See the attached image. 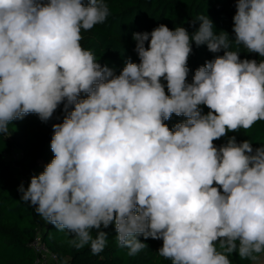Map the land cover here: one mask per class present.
<instances>
[{
    "label": "clouds",
    "instance_id": "9594fccd",
    "mask_svg": "<svg viewBox=\"0 0 264 264\" xmlns=\"http://www.w3.org/2000/svg\"><path fill=\"white\" fill-rule=\"evenodd\" d=\"M109 14L105 0H0V136L28 114L47 122L61 104L66 113L52 125L54 158L19 186L21 201L93 255L114 222L129 256L147 247L142 235L162 240L172 264H232L234 252L256 262L264 147L213 141L264 121V60L239 55L243 46L264 57V0H236L234 41L205 15L191 36L164 24L133 33L140 63L129 58L119 75L80 43ZM193 41L224 55L188 83ZM173 114L187 119L170 129Z\"/></svg>",
    "mask_w": 264,
    "mask_h": 264
},
{
    "label": "trees",
    "instance_id": "16d2710c",
    "mask_svg": "<svg viewBox=\"0 0 264 264\" xmlns=\"http://www.w3.org/2000/svg\"><path fill=\"white\" fill-rule=\"evenodd\" d=\"M47 2V0H45ZM87 3V0H84ZM110 14L102 24L93 29L81 30L83 39L81 45L91 50L101 66L107 65L114 75H119L129 58L134 63H140L135 51L136 41L133 33L151 32L160 24L175 30L184 27L190 36L200 25L196 18L200 15L208 16L214 25V32L225 31L230 40H235L233 32V17L236 14V0H105ZM195 21V23H194ZM192 52L187 66L189 73L187 82L191 83L195 71L207 61L223 56L224 50L213 53L207 45L197 46L192 42ZM148 47V42L145 43ZM233 50L235 46H233ZM240 59H255L258 63L264 57L257 53H250L241 46ZM161 83L167 93V81L161 78ZM86 98V94H81ZM203 113L210 109L200 106ZM66 113L63 104L59 105L51 119L43 122L36 114H28L23 119H16L9 125L10 136H0V264H36L39 258L30 244L39 236L41 244L55 261L51 264H172L170 259L161 257L158 250L162 247V240L138 237L147 247L134 256L128 255V249L117 244L114 222L101 230L107 233L104 250L93 255L90 244L81 249L75 248L70 241L74 238L67 230L60 231L49 224L36 213L34 208L21 201V193L17 188V176H26L29 181L32 176L39 175L45 166L54 158L50 142L54 134L52 125L62 123ZM184 116L172 115L164 121L174 129L177 123L185 121ZM236 137L237 143L244 140L252 142L253 148L264 147V121H257L250 129H240L229 132L227 136L213 141L219 148L227 144L228 138ZM19 152V158L14 162L17 173L5 163L4 157ZM215 186V185H214ZM222 191V189H221ZM93 238L97 230L92 229ZM264 255V254H260ZM259 255V256H260ZM232 264H252L253 261L241 259L238 252L229 257Z\"/></svg>",
    "mask_w": 264,
    "mask_h": 264
},
{
    "label": "rangeland",
    "instance_id": "374dc122",
    "mask_svg": "<svg viewBox=\"0 0 264 264\" xmlns=\"http://www.w3.org/2000/svg\"><path fill=\"white\" fill-rule=\"evenodd\" d=\"M18 156H19V153L15 151L14 153L8 154L4 157L5 163L12 167L14 174L17 173V169L15 168L14 162L17 160ZM39 259H40L41 264H51L55 261L54 257H52L50 253L47 254L44 252L40 254ZM252 264H264V255H260L259 259L256 262H253Z\"/></svg>",
    "mask_w": 264,
    "mask_h": 264
},
{
    "label": "built area",
    "instance_id": "2783aa9c",
    "mask_svg": "<svg viewBox=\"0 0 264 264\" xmlns=\"http://www.w3.org/2000/svg\"><path fill=\"white\" fill-rule=\"evenodd\" d=\"M17 153H19V152H17ZM19 156H20V153H19ZM19 156H18V158H19ZM18 158H17V159H18ZM16 179H17V188H18V189H19V186H20L21 184H23V186H24L25 188H27V186H28L29 183H30L29 179H28L26 176H17ZM30 247L33 249V251H34L36 254H38L39 257H40V254H42L43 252L49 254L48 251H47V250L44 248V246L41 244L38 235L36 236V238L34 239V241L30 244ZM52 257H53V256H52ZM35 263H36V264H41V263H40V259L38 258V259L36 260Z\"/></svg>",
    "mask_w": 264,
    "mask_h": 264
}]
</instances>
